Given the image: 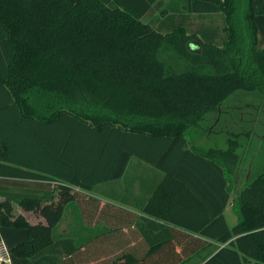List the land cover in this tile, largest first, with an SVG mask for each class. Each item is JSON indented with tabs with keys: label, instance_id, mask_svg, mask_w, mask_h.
Returning a JSON list of instances; mask_svg holds the SVG:
<instances>
[{
	"label": "trees",
	"instance_id": "obj_1",
	"mask_svg": "<svg viewBox=\"0 0 264 264\" xmlns=\"http://www.w3.org/2000/svg\"><path fill=\"white\" fill-rule=\"evenodd\" d=\"M155 1L0 0V214L28 229L13 252L30 264L78 263L52 233L71 187L119 178L131 156L170 183L187 179V166L220 181L203 233L228 244L203 264H264V168L233 198L236 223L223 215L239 150H264L262 105L251 114L228 102L257 92L264 105L252 0H170L143 22ZM191 13L222 26L190 30ZM222 134L225 147L197 144ZM14 203L46 223L16 215Z\"/></svg>",
	"mask_w": 264,
	"mask_h": 264
},
{
	"label": "crops",
	"instance_id": "obj_2",
	"mask_svg": "<svg viewBox=\"0 0 264 264\" xmlns=\"http://www.w3.org/2000/svg\"><path fill=\"white\" fill-rule=\"evenodd\" d=\"M168 1L164 0L162 8ZM159 7L146 20L155 17L162 9ZM252 7L256 46L264 48V0H252ZM181 10L186 11L185 5ZM181 174L187 179L170 183L163 171L131 156L119 178L99 182L88 190L72 185L73 197L65 203L52 233L64 241L65 250L79 251L77 264H96L117 255L122 258L106 264H203L228 244L203 233L213 210L221 205L220 181L191 166L184 167ZM213 187L219 188L218 197H210ZM196 192L202 197L194 195ZM14 205L16 215H24L32 224L46 223L40 212ZM228 211L229 200L223 215L231 227ZM8 234L18 235L15 231ZM65 250L61 259L69 256ZM16 259L19 264L31 262L26 257Z\"/></svg>",
	"mask_w": 264,
	"mask_h": 264
},
{
	"label": "rangeland",
	"instance_id": "obj_3",
	"mask_svg": "<svg viewBox=\"0 0 264 264\" xmlns=\"http://www.w3.org/2000/svg\"><path fill=\"white\" fill-rule=\"evenodd\" d=\"M163 2L164 0H158L157 2L154 3L150 12H148V14L144 16L145 22L150 21L151 18L149 20H146L148 16H150L151 12L154 11L157 7H159ZM162 6L163 5H161L159 8L161 9ZM209 20L210 22H212L213 25H218L217 27L222 26V20H220V17L218 16L207 17V19L204 20L202 18H199L198 16L191 15L188 18V23H189L188 28L191 30L196 25L200 24L202 21L208 22ZM228 102L233 105H241V106L248 104L242 110L247 113H251V114L256 113L255 107H257L259 104L262 105L260 109H263L264 111L262 96L257 92L239 93V94L236 93L233 96H231ZM259 131L260 133H262L263 130L261 129ZM225 137L226 136L224 134L210 137L209 139H202V137L201 138L198 137L197 144H200L205 148L214 145L225 147L226 146ZM253 141L255 142L256 139H253ZM239 152L241 153V159L237 164H233L231 168V182H232L231 195L229 199V211L227 212L226 215L227 222L230 226L234 225L237 220V216L232 210L231 203L233 198L240 193L246 182L250 181L254 176L258 174V172H260L264 168L263 149L262 151H258V149L255 146H252V148L249 149V146L245 145L239 150ZM9 231H15V233H18V235L16 236L15 234V236H13L12 234H8ZM0 233H1L0 238L4 240L5 244L7 245L11 253V258L13 261L12 264H19L18 260L16 259L18 256L15 255V253L13 252V247L17 245L19 242L29 238L28 229L24 227H11L4 225L2 215L0 214ZM21 235L22 238L16 241L17 237L18 236L20 237ZM13 242H15L14 245H12Z\"/></svg>",
	"mask_w": 264,
	"mask_h": 264
},
{
	"label": "built area",
	"instance_id": "obj_4",
	"mask_svg": "<svg viewBox=\"0 0 264 264\" xmlns=\"http://www.w3.org/2000/svg\"><path fill=\"white\" fill-rule=\"evenodd\" d=\"M0 264H11V253L2 239L0 240Z\"/></svg>",
	"mask_w": 264,
	"mask_h": 264
}]
</instances>
